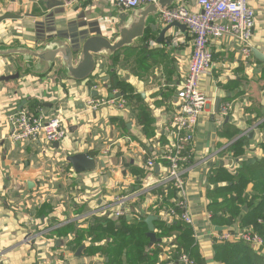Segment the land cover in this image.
<instances>
[{
    "label": "crops",
    "instance_id": "0c3cea01",
    "mask_svg": "<svg viewBox=\"0 0 264 264\" xmlns=\"http://www.w3.org/2000/svg\"><path fill=\"white\" fill-rule=\"evenodd\" d=\"M184 3L189 11H200L195 0ZM247 4L255 14L253 50L264 56V0H247ZM111 8L114 7L110 0H86L51 11H46L39 0H0V16L36 17L0 22V45L18 42L34 47L36 21L42 24L35 30L45 38L54 28L72 29L71 34L99 33L109 38L114 31L113 22L104 15ZM191 51L192 38L187 29L181 32L173 28L160 44L147 31L143 45L120 50L111 64L107 59L98 60L94 72L84 81L62 80L54 84L49 75L0 83V264H105L108 261L105 251L111 244L105 225L100 242L91 240L87 233L82 235L81 242L76 241L77 232L94 229L103 215L116 222V226L124 218L136 222L144 219L145 223L148 216H155L166 225L180 222L165 219L155 208L153 195L136 196L123 207L122 217H113L116 211L113 197L135 194L166 168L167 163L160 161L157 170L149 173L145 154L159 156L160 146L167 143L165 129L178 111L177 86L185 79ZM211 51L212 67L201 82L208 104L194 132L191 168L185 176L190 211L195 218L193 231L197 233L199 253L207 263L213 251L210 227L215 231V226L209 222L206 175L221 166L233 172L244 159L259 160L263 155L259 149L263 134L257 128L264 121L261 118L250 124L256 116L248 112L253 107L264 113L261 81L264 63L252 52L248 64H243L239 46L230 37L214 41ZM0 63V75L16 72L13 59L0 58ZM112 73L130 87L133 96H140L151 119L148 132L139 123L133 105L126 103L123 109L108 105L94 112L86 109L89 98H123L119 88L110 86ZM38 104L48 115L64 119L67 135L58 147L13 143L8 138L11 130L8 117L21 105ZM226 104L230 110L221 116L219 112ZM228 125L239 134L229 139L230 131L223 132ZM244 136L248 146L244 155L235 159L231 146ZM74 154H85L95 162V169L75 173L66 162L67 156ZM191 185L198 188L193 191ZM169 193V198L175 197V192L171 197ZM157 239L160 242L151 247L148 243V248L160 249L165 259L170 242ZM165 261L170 264L169 260Z\"/></svg>",
    "mask_w": 264,
    "mask_h": 264
},
{
    "label": "built area",
    "instance_id": "2783aa9c",
    "mask_svg": "<svg viewBox=\"0 0 264 264\" xmlns=\"http://www.w3.org/2000/svg\"><path fill=\"white\" fill-rule=\"evenodd\" d=\"M61 1L64 8H69L86 0ZM110 2L115 9L123 11L156 4L157 0H110ZM195 2L200 9L197 13L189 11L184 0H178L174 7L160 11L159 15L162 25L172 23L184 25L192 38V51L188 61L187 74L184 81L177 86L178 111L171 116L165 129L167 143L160 146L162 152L159 156L145 154L147 156L145 168L149 173L154 172L155 167L160 165V161L167 163L166 168L156 180L142 185L135 194L114 196L113 202L116 211L111 213L113 217H122L123 207L136 196L153 195L156 201L155 208H158L165 219L194 226L195 218L190 211L185 176L191 168L189 164L191 163L194 132L199 118L208 104V99L201 89V82L203 76L212 67L211 45L223 37L232 38L239 46L242 63L248 64L252 57V36L255 27V14L248 6L247 0H195ZM93 88L95 89L96 86ZM126 103L122 97L89 98L85 102V106L88 111L94 112L108 105L123 109ZM229 110L230 106L226 104L219 113L221 116H226ZM8 121L11 128L8 138L13 143H44L50 146L59 144L67 135L64 119L58 115H48L40 104L22 107L12 113L8 117ZM158 190L161 192L155 193ZM170 190L175 192L174 198L168 197ZM165 201L167 204L160 207ZM208 219L209 215H207V221ZM210 229L213 242L242 241L254 249L263 245V239L253 229L234 226L220 233L213 231V227ZM196 234L195 239L197 238ZM171 247L165 257L170 261V264H196L185 253L172 259Z\"/></svg>",
    "mask_w": 264,
    "mask_h": 264
},
{
    "label": "trees",
    "instance_id": "16d2710c",
    "mask_svg": "<svg viewBox=\"0 0 264 264\" xmlns=\"http://www.w3.org/2000/svg\"><path fill=\"white\" fill-rule=\"evenodd\" d=\"M126 52V51H123ZM117 57L114 64L117 63ZM114 73L110 74L111 88H119L128 106H134L138 112L139 123L144 131L148 132L151 119L147 113L143 102L138 95L131 93L132 90L127 84L116 79ZM262 86L264 87V70L261 75ZM249 114H255L256 118L250 120V124L257 119L264 118V113H259L258 108L250 107ZM223 132L228 133L229 139L239 134L238 131L226 126ZM258 130L263 134V140L259 144V149L263 153L261 158L244 159L233 172H229L224 166L212 169L206 175V198L209 201L208 212L210 213V223L215 227L253 229L263 239V245L254 249L251 245L242 241L234 242H213L212 264H264V121L258 125ZM246 136L235 141L231 150L235 159L244 155V149L248 146ZM157 192H161L158 190ZM174 194L170 190V197ZM167 201L160 205L164 207ZM245 209V211H244ZM158 213V212H157ZM99 221V222H98ZM94 229L86 232H77V242H81L82 235L93 241L100 242L103 234L109 233L111 244L105 253L108 261L105 264H166L160 249H149V239L147 237V225L144 219L127 221L125 218L116 222H111L103 215L98 219ZM210 224V225H211ZM105 225V233H101ZM154 233L157 238L168 239L171 247V258L176 259L180 254H188L196 264H209L207 259L199 253V247L195 239L193 227L176 222L166 225L158 220L153 222ZM69 232V231H68ZM67 232V233H68ZM97 250V249H95ZM159 261V262H158ZM209 261V260H208Z\"/></svg>",
    "mask_w": 264,
    "mask_h": 264
},
{
    "label": "water",
    "instance_id": "95a60500",
    "mask_svg": "<svg viewBox=\"0 0 264 264\" xmlns=\"http://www.w3.org/2000/svg\"><path fill=\"white\" fill-rule=\"evenodd\" d=\"M178 0H157L156 4L143 5L134 9L117 11L115 8L104 15V18L113 22V34L103 37L99 33L89 35L87 32L71 34L72 29L57 30L54 28L52 34L45 38L35 30L42 22L36 21L34 29V47L21 45L13 42L9 45H0V58H11L14 61L16 72L9 75H0V83L15 81L25 76L50 79L55 84L62 80L76 82L89 78L96 68L98 60L107 59L111 64L115 54L122 49H136L145 43L147 31L155 38V43H163L166 34L173 28L181 32L186 27L179 23L162 25L159 21L160 11L174 7ZM46 11L56 7H63L60 2L53 0H39ZM33 18L35 15L4 14L0 16V22L5 20ZM162 27V28H161ZM254 57L264 63V56L253 50ZM118 97V96H117ZM112 98V96H111ZM23 105V104H22ZM22 105L18 108L20 110ZM58 147V144H54ZM69 163L75 173L89 172L95 169V162L85 154H74L67 156ZM157 170V166L155 167ZM155 216H148L145 224L148 228L147 237L149 247L160 242L156 238L153 222ZM216 232L227 231V227H215Z\"/></svg>",
    "mask_w": 264,
    "mask_h": 264
},
{
    "label": "rangeland",
    "instance_id": "374dc122",
    "mask_svg": "<svg viewBox=\"0 0 264 264\" xmlns=\"http://www.w3.org/2000/svg\"><path fill=\"white\" fill-rule=\"evenodd\" d=\"M0 65L2 66V63H0ZM42 90H43V89H42ZM43 91H44V90H43ZM191 187L193 188V191H194V189L196 190V189L198 188V187L195 186V185H194V186L191 185Z\"/></svg>",
    "mask_w": 264,
    "mask_h": 264
}]
</instances>
